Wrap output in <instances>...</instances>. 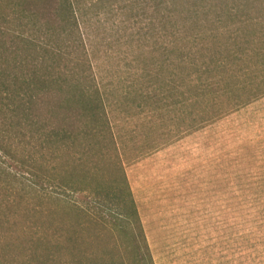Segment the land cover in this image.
I'll use <instances>...</instances> for the list:
<instances>
[{"label":"rangeland","instance_id":"1","mask_svg":"<svg viewBox=\"0 0 264 264\" xmlns=\"http://www.w3.org/2000/svg\"><path fill=\"white\" fill-rule=\"evenodd\" d=\"M148 1L83 0L93 72L118 144L104 147L109 161L100 163L110 170L96 176V184L108 189L120 179L111 166L119 155L155 264H264V19L255 27L254 53L246 57L244 1L192 0L185 8L198 16L189 19L185 35L198 34L194 27L204 22V11H234L219 24L226 30L218 41L207 39L209 49L193 38L173 50L165 47ZM174 23L184 26L179 16ZM207 26L209 33L219 27ZM185 55L190 58L183 61ZM71 153L61 152L58 162L50 156L51 175ZM0 161L19 180L35 179L12 156L0 153ZM45 188L51 197L45 206L57 214L63 239L96 216L92 197L59 189L57 182ZM10 190L0 189V213L10 217L7 231L18 243L21 227L38 222L36 205L30 192L23 202L18 186ZM85 229L84 242H93L95 226L86 223ZM3 232L0 261L22 264L18 250L15 258L4 250L11 240Z\"/></svg>","mask_w":264,"mask_h":264},{"label":"trees","instance_id":"2","mask_svg":"<svg viewBox=\"0 0 264 264\" xmlns=\"http://www.w3.org/2000/svg\"><path fill=\"white\" fill-rule=\"evenodd\" d=\"M243 1L241 37L246 40V57H249L257 42L255 27L264 19V1ZM193 3L192 0L148 1L167 49L175 50L193 38L197 47L201 42L202 49H209L207 39L218 41L225 33L226 29L219 24L234 10L204 11V22L200 18L194 27L198 34L185 35L189 19L193 14L198 16L194 9L185 8L188 4L193 7ZM82 4L83 0H0V153L12 156L21 166H28L35 178L19 180L0 161V189L17 191L18 186L23 202L30 192L38 220L21 227L17 243L7 231L10 217L0 213V231L11 240L4 250L13 258L18 250L22 264H155L119 155L111 161V166L120 179L111 180L108 189L95 181L96 176H104L110 170L109 165L100 163L109 161L104 147L117 149L118 144L109 124L104 93L93 72ZM178 16L184 26L174 23ZM211 22L219 27L209 33L207 25ZM186 57L190 58L185 55L183 61ZM257 97L254 95L248 102ZM17 140L19 145L14 149ZM75 148L81 149L80 152ZM64 150L74 151L71 161L51 175L50 156L58 162ZM65 173L71 175L70 180ZM53 182H57L59 189L92 197L97 210L96 216L88 217L64 239L55 221L57 214L45 206L51 198L45 185ZM0 207H3L1 202ZM86 223L95 226L90 237L93 242H84ZM107 239L114 240L115 245L107 244L105 249L99 246L100 241ZM0 264L14 263L0 261Z\"/></svg>","mask_w":264,"mask_h":264}]
</instances>
